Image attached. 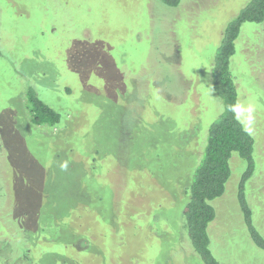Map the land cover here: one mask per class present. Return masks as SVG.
Returning <instances> with one entry per match:
<instances>
[{
  "label": "rangeland",
  "instance_id": "374dc122",
  "mask_svg": "<svg viewBox=\"0 0 264 264\" xmlns=\"http://www.w3.org/2000/svg\"><path fill=\"white\" fill-rule=\"evenodd\" d=\"M249 1L0 0V236L24 224L38 236L45 212L62 231L35 246L38 264H204L177 249L182 202L225 109L212 66ZM230 67L238 102L256 107L246 196L264 237V22L242 26ZM30 88L61 114L57 128L33 124ZM231 168L212 202L214 250L264 264L235 196L237 153ZM5 240L0 264L22 253V239Z\"/></svg>",
  "mask_w": 264,
  "mask_h": 264
},
{
  "label": "trees",
  "instance_id": "16d2710c",
  "mask_svg": "<svg viewBox=\"0 0 264 264\" xmlns=\"http://www.w3.org/2000/svg\"><path fill=\"white\" fill-rule=\"evenodd\" d=\"M163 1L171 7H177L181 3V0ZM263 22L264 0H250L226 27L212 66L213 86L223 100L225 109L220 119L213 123L209 129L205 157L201 165L194 175L192 171L188 173V185L185 188L184 201L182 202L183 213L181 214L185 240L180 248H177L189 255L193 252L204 264H224L221 262H224L223 257L214 250L209 227L217 217V209L212 202L220 199L226 192L227 183L232 175L231 158L234 153H237L246 163V170L235 196L241 205V211L253 242L264 251V237L254 224L253 213L246 196V184L257 170L255 138L252 132L246 131L235 120L233 113L229 110L231 105L238 102V89L230 67L231 58L236 53V40L245 23ZM26 98L33 124L39 127L48 126L51 127L50 129L59 126L62 119L61 114L40 99L33 88L27 90ZM49 214L45 212L42 214L41 217L46 220L40 221L37 229L38 236L32 234L26 224L22 227L18 226L20 230L17 226L15 229L13 225H7L9 237L7 238L3 234L2 237L0 236V251L5 247L3 237L6 239L5 242H10L12 239L13 241L19 239L23 241L22 253L16 257H6V264L39 263L38 259L32 258L36 255V253L33 255L35 246L41 242L54 241L61 235L60 231L50 234L51 229L55 230L58 227L62 231L60 225L58 226L56 215L47 219ZM17 230L23 236L17 235ZM59 240L60 237L57 242ZM76 249L84 248L80 249L76 246Z\"/></svg>",
  "mask_w": 264,
  "mask_h": 264
},
{
  "label": "clouds",
  "instance_id": "9594fccd",
  "mask_svg": "<svg viewBox=\"0 0 264 264\" xmlns=\"http://www.w3.org/2000/svg\"><path fill=\"white\" fill-rule=\"evenodd\" d=\"M229 110L233 113L235 120L247 131L250 130L256 122V107L252 103L237 102L230 106ZM67 168V164L62 165Z\"/></svg>",
  "mask_w": 264,
  "mask_h": 264
}]
</instances>
